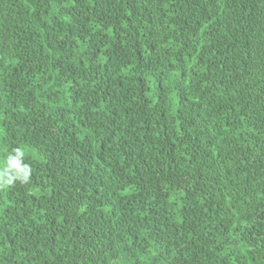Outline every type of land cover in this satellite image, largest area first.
I'll return each mask as SVG.
<instances>
[{"label": "trees", "instance_id": "trees-1", "mask_svg": "<svg viewBox=\"0 0 264 264\" xmlns=\"http://www.w3.org/2000/svg\"><path fill=\"white\" fill-rule=\"evenodd\" d=\"M0 264H264V0H0Z\"/></svg>", "mask_w": 264, "mask_h": 264}, {"label": "clouds", "instance_id": "clouds-1", "mask_svg": "<svg viewBox=\"0 0 264 264\" xmlns=\"http://www.w3.org/2000/svg\"><path fill=\"white\" fill-rule=\"evenodd\" d=\"M27 145L14 147L0 160V190H6L17 183L27 185L33 176V167L28 162Z\"/></svg>", "mask_w": 264, "mask_h": 264}]
</instances>
